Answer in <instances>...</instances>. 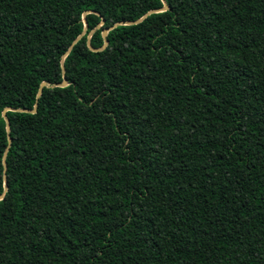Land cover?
Returning <instances> with one entry per match:
<instances>
[{
  "label": "trees",
  "instance_id": "16d2710c",
  "mask_svg": "<svg viewBox=\"0 0 264 264\" xmlns=\"http://www.w3.org/2000/svg\"><path fill=\"white\" fill-rule=\"evenodd\" d=\"M1 194L0 264H264V0H0Z\"/></svg>",
  "mask_w": 264,
  "mask_h": 264
},
{
  "label": "water",
  "instance_id": "95a60500",
  "mask_svg": "<svg viewBox=\"0 0 264 264\" xmlns=\"http://www.w3.org/2000/svg\"><path fill=\"white\" fill-rule=\"evenodd\" d=\"M164 9H166V4L165 3H163V6H162V8H161V10H164ZM139 20V19H138ZM103 21L102 20H100V24L102 23ZM83 27L85 28V23H84V21H83ZM106 31H107V28L106 29H103L102 31H101V35L102 36H104L105 35V33H106ZM105 44H106V41H104L103 42V44L101 45V47L100 48H103L104 46H105ZM88 45V44H87ZM43 83H41L40 84V86H39V88H38V90H37V93H36V97L39 95V93H40V87H41V85H42ZM65 84V81L63 80L62 82H61V84L60 85H64ZM34 110H35V105L33 106V108L30 110L31 112H34ZM4 111H5V109H3L2 111H1V114H2V116L4 117ZM5 118V117H4ZM6 130H8V127L6 126ZM4 156H5V152L3 153V155H2V164L4 165ZM5 190V187H4V189H3V191ZM2 196V194L0 195V197Z\"/></svg>",
  "mask_w": 264,
  "mask_h": 264
}]
</instances>
